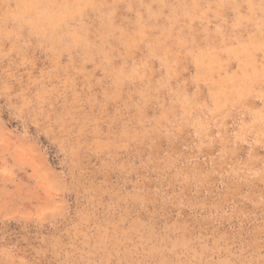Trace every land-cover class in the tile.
<instances>
[{"label": "clouds", "instance_id": "9594fccd", "mask_svg": "<svg viewBox=\"0 0 264 264\" xmlns=\"http://www.w3.org/2000/svg\"><path fill=\"white\" fill-rule=\"evenodd\" d=\"M56 7L0 0V41L11 37L21 52L46 48L57 64L81 71L91 65L89 78L120 101L127 139L141 149L119 178L117 212L128 228L67 264H109L113 253L153 244L167 252L166 264H237L169 217L187 210L196 220L220 177L249 197L250 211L264 213V0H90L99 14L71 26L44 15ZM16 84H0V101L23 121L24 137L35 127L65 145L68 180L77 185L80 133L55 116L44 93Z\"/></svg>", "mask_w": 264, "mask_h": 264}, {"label": "rangeland", "instance_id": "374dc122", "mask_svg": "<svg viewBox=\"0 0 264 264\" xmlns=\"http://www.w3.org/2000/svg\"><path fill=\"white\" fill-rule=\"evenodd\" d=\"M44 15L66 26L98 15L90 0H56ZM199 24L193 16L191 21ZM218 30L220 24H216ZM60 65H64L61 67ZM91 65L59 64L46 48L21 52L9 37L0 41V84L18 79L44 93L55 116L80 133L83 180H68V150L55 136L28 129L13 109L0 101V264H67L86 245L91 249L117 239L128 221L117 212L119 178L131 154L141 149L127 139L120 101L90 79ZM97 75H99L97 73ZM260 187L257 188V192ZM207 208L193 220L187 210L169 219L191 225L206 245L222 249L220 259L264 264V213L257 216L239 193L219 178ZM134 223V221H133ZM91 259L103 258L93 255ZM109 264H166V251L153 245L106 257Z\"/></svg>", "mask_w": 264, "mask_h": 264}]
</instances>
